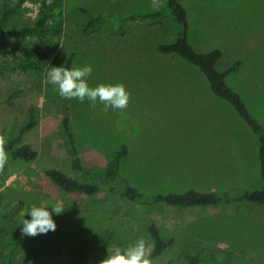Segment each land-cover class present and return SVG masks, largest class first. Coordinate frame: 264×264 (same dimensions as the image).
Listing matches in <instances>:
<instances>
[{"label": "rangeland", "instance_id": "rangeland-1", "mask_svg": "<svg viewBox=\"0 0 264 264\" xmlns=\"http://www.w3.org/2000/svg\"><path fill=\"white\" fill-rule=\"evenodd\" d=\"M17 1L0 0V17ZM43 1L61 11L62 32L50 36L55 45L52 50L41 53L31 36L25 40L12 34L0 36V64L28 59L43 64L41 71L0 75L1 140L5 142L16 133L34 109L38 124L25 140L39 153L32 163L6 155L7 162L0 170V207L22 203L15 216L16 230L23 227L20 212L27 214L33 204H43L52 212L51 207L60 203L64 211L60 215L52 212L56 231L26 236L13 260L20 261L40 242L61 240L55 258L37 256L29 264H77L75 248L83 244L88 246L86 263L99 264L102 256L95 246V233L106 231L115 237L110 248H123L143 237L151 254L154 241L148 227L155 223L163 237H173L175 243L153 264H187V256L197 254L201 256L197 264H212L224 253L230 254L228 264H264V206H138L106 193L70 195L47 180L44 172L49 169L77 177L61 139L65 107L56 87L44 82L49 62L65 66L74 55L72 67L92 66L90 86L123 83L131 94L123 112H105L99 103L92 108L87 99L82 103L67 101L71 127L87 167L102 168L120 146L126 145L129 156L122 173L150 193L215 190L225 185L255 190L262 185L251 129L234 108L209 91L195 67L157 52V46L170 41L176 32L171 16L127 24L122 34L115 33L109 21L84 31V11L96 15L110 9L119 17L156 13L166 8V0H26L9 23L32 25ZM180 1L188 11L190 42L198 51L221 49L225 54L223 67L242 62L227 83L264 125V0ZM252 85L262 86L261 91H253ZM217 122L222 133L214 132ZM207 141L212 144H205ZM225 150L228 157L233 155L237 160L233 166L222 160ZM205 161L210 167L207 174L201 173ZM6 227L7 220L0 216V229ZM9 251V236L0 233V255ZM0 264H5L1 257Z\"/></svg>", "mask_w": 264, "mask_h": 264}, {"label": "trees", "instance_id": "trees-1", "mask_svg": "<svg viewBox=\"0 0 264 264\" xmlns=\"http://www.w3.org/2000/svg\"><path fill=\"white\" fill-rule=\"evenodd\" d=\"M25 1L18 0L13 6L3 10L0 17V36L12 34L21 40H25L31 36L36 39L39 51L43 54L47 53L55 47L50 36L59 35L62 32L60 23L62 21L61 11L54 9L52 5L43 1L36 20L32 25L17 26L9 23L11 17L17 14ZM84 12L87 15V24L84 28L85 33L91 31L97 24L109 21L113 24L115 33L122 34L127 24L158 19L164 14L171 16L177 24L176 32L170 41L157 46V52L163 56L180 58L195 67L200 75L203 76L209 91L216 98L234 108L244 123L251 129L256 140L262 185L255 190L238 189L225 185L215 190L188 188L179 192L150 193L137 187L129 178L123 175L122 167L129 156V149L126 145L120 146L115 151L111 161L102 168L94 169L93 167H87L83 162L77 146L76 136L71 127L67 110L68 99H64L60 95L62 106L65 107L61 119V139L71 168L77 173V177H71L59 169H49L44 172L47 180L70 195L94 197L106 193L113 197L125 199L138 206L165 205L180 209L217 208L219 206L243 204L264 206V125L253 116L241 95L227 83L228 77L239 71L242 62L234 61L223 67L222 61L225 54L221 49L213 48L208 52L198 51L190 42L188 11L180 0H166V8L156 13H133L119 17L110 9L96 15L87 11ZM73 58L74 55L68 60L65 65L66 67H72ZM42 69V62L36 59L20 60L14 63L0 64V75H5L10 71L25 73L28 71H41ZM37 124L38 118L36 112L34 109H31L28 112L27 120L16 133L9 135L5 142L0 137V149L14 161L25 163L36 161L39 153L25 139L36 128ZM205 144L211 145L212 143L207 141ZM222 160L230 166H233L232 164L237 162V160L233 159V155L232 158L228 157L226 150L222 156ZM204 165L205 167L201 168L203 169L201 173L207 174L210 171V167L207 161H205ZM21 208L22 203L20 201L13 202L5 209L0 207V216L7 220V227L0 229V233H6L10 239V251L7 255L1 254V259H3L5 264H29L37 256H46L49 259L55 258L62 244L61 240L49 243L40 242L26 252L20 261L15 262L13 260V254L26 238L25 235L21 234L22 227L16 230L17 221L15 216ZM148 232L154 241V248L150 254V258L154 261L173 247L175 239L173 237L164 238L159 226L155 223H150ZM95 239V246L101 254L102 259H104L108 254L107 249L115 243L114 233L112 231L96 232ZM126 246L127 244H124V247ZM75 252L78 258L77 264H87L86 254L88 246L83 244L80 247H76ZM200 260L201 256L199 254L187 256V264H197ZM229 261L230 254L224 253L220 258L214 259L212 264H228Z\"/></svg>", "mask_w": 264, "mask_h": 264}, {"label": "clouds", "instance_id": "clouds-1", "mask_svg": "<svg viewBox=\"0 0 264 264\" xmlns=\"http://www.w3.org/2000/svg\"><path fill=\"white\" fill-rule=\"evenodd\" d=\"M93 68L90 65L84 66H52L49 62L45 84L56 87L58 94L68 100L89 101L90 106L95 108L97 103L103 105V111L118 110L125 111L130 103L131 94L127 91L123 83L105 84L100 83L92 87L88 83ZM7 162L6 154L0 149V170ZM52 212L56 215L63 213L64 209L57 203L53 205ZM52 212L48 207L41 204L31 205L30 211L25 214L22 210L20 216L22 220V235L36 237L40 234H47L56 231L57 224L52 217ZM30 216L31 219H25ZM107 256L99 261V264H153L150 258V248L143 237L137 238L126 247H113L107 249Z\"/></svg>", "mask_w": 264, "mask_h": 264}, {"label": "crops", "instance_id": "crops-1", "mask_svg": "<svg viewBox=\"0 0 264 264\" xmlns=\"http://www.w3.org/2000/svg\"><path fill=\"white\" fill-rule=\"evenodd\" d=\"M165 4V3H164ZM165 7H166V4H165ZM183 86V88L184 87H186L187 85H182ZM160 87H169V86H162V85H160ZM170 87H172V86H170ZM203 87V86H202ZM261 88H262V86H258V85H252V89H253V91H257V92H260L261 91ZM198 89H200V87H198ZM246 90H247V88H246ZM252 101V100H251ZM252 113V112H251ZM204 115H206V114H204ZM217 124V126L215 125V128H214V132H219V133H222V130H221V128H220V126L221 125H219V123L217 122L216 123ZM217 127V128H216ZM220 128V129H219ZM216 129V130H215Z\"/></svg>", "mask_w": 264, "mask_h": 264}]
</instances>
